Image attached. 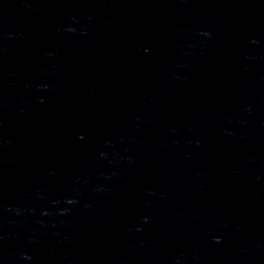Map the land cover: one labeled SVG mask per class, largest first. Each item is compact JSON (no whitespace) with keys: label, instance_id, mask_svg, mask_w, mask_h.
Listing matches in <instances>:
<instances>
[{"label":"water","instance_id":"1","mask_svg":"<svg viewBox=\"0 0 264 264\" xmlns=\"http://www.w3.org/2000/svg\"><path fill=\"white\" fill-rule=\"evenodd\" d=\"M0 264H264V0H65L0 137Z\"/></svg>","mask_w":264,"mask_h":264}]
</instances>
